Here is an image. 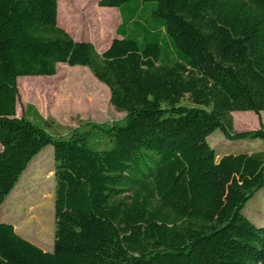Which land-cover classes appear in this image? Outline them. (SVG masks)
Segmentation results:
<instances>
[{"label":"trees","instance_id":"obj_1","mask_svg":"<svg viewBox=\"0 0 264 264\" xmlns=\"http://www.w3.org/2000/svg\"><path fill=\"white\" fill-rule=\"evenodd\" d=\"M58 1L0 0V206L48 145L55 181L51 251L0 222V264H264V226L242 213L264 149L207 142L264 141L232 117L264 111V0H98L120 15L102 52L59 26ZM59 63L86 67L123 120L63 137L32 104L17 117L18 78Z\"/></svg>","mask_w":264,"mask_h":264},{"label":"rangeland","instance_id":"obj_2","mask_svg":"<svg viewBox=\"0 0 264 264\" xmlns=\"http://www.w3.org/2000/svg\"><path fill=\"white\" fill-rule=\"evenodd\" d=\"M97 1L60 0L58 14L69 19L76 30L85 23L105 27L100 13L105 16L106 7L98 6ZM104 47H97V50L101 51ZM18 79L22 80L19 86L17 84L16 116L23 114L26 104H32L49 122L46 129L51 134L67 137L73 128L84 127L88 121L111 124L123 120L124 112L115 110L109 102L108 88L84 66L59 63L52 76H20ZM28 83L33 87L30 98H26L23 92ZM184 103L187 101L184 100ZM232 117L235 131L258 128L260 122L264 125V111L258 115L252 111H234ZM207 142L215 149L217 158L229 152L264 149L262 140L229 141L219 130L209 135ZM107 145L103 141L100 146ZM54 186L53 148L48 145L31 160L0 206V222L11 223L19 235L46 251H51L53 244ZM39 208H47L50 212L47 228ZM242 213L255 225L264 226V187L248 200Z\"/></svg>","mask_w":264,"mask_h":264},{"label":"crops","instance_id":"obj_3","mask_svg":"<svg viewBox=\"0 0 264 264\" xmlns=\"http://www.w3.org/2000/svg\"><path fill=\"white\" fill-rule=\"evenodd\" d=\"M104 10L105 16L100 13V19L102 23L105 24V27L99 26L95 23L94 25H88L85 23L81 29L79 28L76 30L71 26L69 19L62 17L60 14L57 16V22L59 26L65 29L74 40L89 41L94 45L96 50L97 47L105 45L103 48V50H105L109 46L111 40L118 37L116 34V28L120 23V15L116 8L106 7ZM105 21L108 22L107 25ZM102 23H100V25H102ZM104 41L106 44H103ZM103 50L97 51L102 52Z\"/></svg>","mask_w":264,"mask_h":264},{"label":"bare ground","instance_id":"obj_4","mask_svg":"<svg viewBox=\"0 0 264 264\" xmlns=\"http://www.w3.org/2000/svg\"><path fill=\"white\" fill-rule=\"evenodd\" d=\"M39 210L41 211V213H43L44 214V221L46 222V228H47V225H49V219H48V217H47V215H48V209L47 208H39ZM50 213V212H49ZM49 227V226H48Z\"/></svg>","mask_w":264,"mask_h":264}]
</instances>
